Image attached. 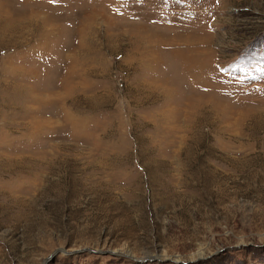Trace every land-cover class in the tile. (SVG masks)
<instances>
[{
	"label": "rangeland",
	"instance_id": "rangeland-1",
	"mask_svg": "<svg viewBox=\"0 0 264 264\" xmlns=\"http://www.w3.org/2000/svg\"><path fill=\"white\" fill-rule=\"evenodd\" d=\"M0 264H264V0H0Z\"/></svg>",
	"mask_w": 264,
	"mask_h": 264
}]
</instances>
